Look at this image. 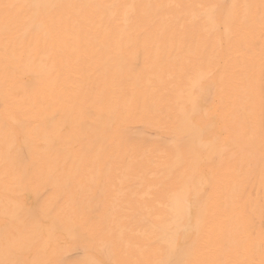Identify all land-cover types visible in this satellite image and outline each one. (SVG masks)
I'll use <instances>...</instances> for the list:
<instances>
[{
    "label": "bare ground",
    "instance_id": "1",
    "mask_svg": "<svg viewBox=\"0 0 264 264\" xmlns=\"http://www.w3.org/2000/svg\"><path fill=\"white\" fill-rule=\"evenodd\" d=\"M0 264H264V0H0Z\"/></svg>",
    "mask_w": 264,
    "mask_h": 264
}]
</instances>
